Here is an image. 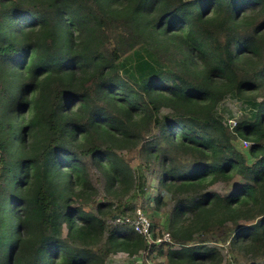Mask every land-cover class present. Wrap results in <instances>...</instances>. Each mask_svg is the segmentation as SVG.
Returning <instances> with one entry per match:
<instances>
[{
    "label": "trees",
    "instance_id": "1",
    "mask_svg": "<svg viewBox=\"0 0 264 264\" xmlns=\"http://www.w3.org/2000/svg\"><path fill=\"white\" fill-rule=\"evenodd\" d=\"M119 254L264 264V0H0V264Z\"/></svg>",
    "mask_w": 264,
    "mask_h": 264
},
{
    "label": "built area",
    "instance_id": "2",
    "mask_svg": "<svg viewBox=\"0 0 264 264\" xmlns=\"http://www.w3.org/2000/svg\"><path fill=\"white\" fill-rule=\"evenodd\" d=\"M237 125L236 120H230L229 126L234 129ZM245 145L249 146L247 141L244 142ZM115 225H127L134 229V231L146 238L148 245L159 244L164 241H170V236L165 233L163 237L154 238L153 231L154 225L151 219L148 217L143 209H138L133 218L131 217H117L115 220L111 221Z\"/></svg>",
    "mask_w": 264,
    "mask_h": 264
},
{
    "label": "rangeland",
    "instance_id": "3",
    "mask_svg": "<svg viewBox=\"0 0 264 264\" xmlns=\"http://www.w3.org/2000/svg\"><path fill=\"white\" fill-rule=\"evenodd\" d=\"M228 108H229V111L234 115V116H236L241 110H240V107H239V105L236 103V102H232V101H228V104L226 105ZM235 118H233V119H231V120H234ZM245 141H243V142H241V144L243 145V148H248L247 147V145H245V143H244ZM135 168H136V171L138 172V174H139V177L142 179L143 178V174H145L142 170H141V168L138 166V165H135ZM145 176H146V174H145ZM155 184V181H153L152 182V185H154ZM233 187H235V185L233 186ZM224 190H226V191H231V187H229V188H224L223 186H216L215 187V191H218V192H220V191H224ZM153 192L154 191H152V193L151 194H149V196L147 195L146 197L148 198V199H150L151 198V196H152V194H153ZM138 205H140V203L138 204ZM146 212V211H145ZM147 213V212H146ZM160 215H158L157 214V217H159ZM109 221V224L111 223V220H108ZM152 221V220H151ZM112 224V223H111ZM139 258H141V257H137V258H135V260H134V258H132V259H130V258H126V257H124V255H122V254H119V255H114V256H112L110 259H109V261H108V264H143V258H141L142 260L141 261H138L137 262V260L139 259ZM152 259V258H151ZM151 259L149 260V264H155L156 262H160L159 260H155V261H151ZM231 262V260L229 259V258H226V262H225V264H228V263H230Z\"/></svg>",
    "mask_w": 264,
    "mask_h": 264
},
{
    "label": "water",
    "instance_id": "4",
    "mask_svg": "<svg viewBox=\"0 0 264 264\" xmlns=\"http://www.w3.org/2000/svg\"><path fill=\"white\" fill-rule=\"evenodd\" d=\"M185 1H187V2H191V1H194V0H185Z\"/></svg>",
    "mask_w": 264,
    "mask_h": 264
}]
</instances>
